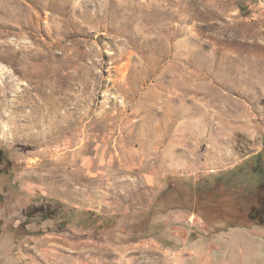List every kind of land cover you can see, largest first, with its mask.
Masks as SVG:
<instances>
[{
	"label": "rangeland",
	"instance_id": "obj_1",
	"mask_svg": "<svg viewBox=\"0 0 264 264\" xmlns=\"http://www.w3.org/2000/svg\"><path fill=\"white\" fill-rule=\"evenodd\" d=\"M0 264H264V0H0Z\"/></svg>",
	"mask_w": 264,
	"mask_h": 264
},
{
	"label": "trees",
	"instance_id": "obj_2",
	"mask_svg": "<svg viewBox=\"0 0 264 264\" xmlns=\"http://www.w3.org/2000/svg\"><path fill=\"white\" fill-rule=\"evenodd\" d=\"M2 160V157H1V155H0V161Z\"/></svg>",
	"mask_w": 264,
	"mask_h": 264
}]
</instances>
